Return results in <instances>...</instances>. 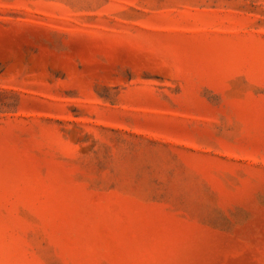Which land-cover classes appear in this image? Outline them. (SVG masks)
Returning a JSON list of instances; mask_svg holds the SVG:
<instances>
[{"label":"rangeland","instance_id":"374dc122","mask_svg":"<svg viewBox=\"0 0 264 264\" xmlns=\"http://www.w3.org/2000/svg\"><path fill=\"white\" fill-rule=\"evenodd\" d=\"M0 264H264V0H0Z\"/></svg>","mask_w":264,"mask_h":264}]
</instances>
